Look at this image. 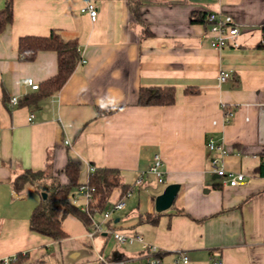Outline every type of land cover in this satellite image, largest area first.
<instances>
[{
    "label": "crops",
    "instance_id": "0c3cea01",
    "mask_svg": "<svg viewBox=\"0 0 264 264\" xmlns=\"http://www.w3.org/2000/svg\"><path fill=\"white\" fill-rule=\"evenodd\" d=\"M87 2L99 8L95 21L82 11ZM13 7L14 21L0 34V264L20 253L21 264H100V255L144 262L139 242L122 245L107 231L91 238L92 224L74 215L82 226L70 219L68 230L67 216L61 240L31 230L42 191L33 185L18 191L15 178L32 169L68 183L70 161L80 170L78 187L105 167L119 171L131 197L139 189L136 206L126 204L112 227L141 234L163 264L180 251L190 264H264V49L258 47L264 0H13ZM208 12L232 17L237 46H211ZM53 29L77 38L86 62L59 91L42 95L28 79L42 85L54 77L58 53L44 50L26 61L19 40ZM222 70L231 76L219 82ZM158 87L174 88L172 104H139L141 88ZM13 96L21 104L12 106ZM100 107L120 109L100 115ZM209 138L225 145L224 168L244 173L238 186L224 184L210 168L217 153L206 147ZM155 154L162 158L161 184L180 186L162 212L155 210L162 191L152 195L147 183ZM122 193L116 188L104 211ZM75 204L84 210L85 199ZM104 211L94 219L101 221Z\"/></svg>",
    "mask_w": 264,
    "mask_h": 264
},
{
    "label": "trees",
    "instance_id": "16d2710c",
    "mask_svg": "<svg viewBox=\"0 0 264 264\" xmlns=\"http://www.w3.org/2000/svg\"><path fill=\"white\" fill-rule=\"evenodd\" d=\"M14 21L13 0H7L6 6L0 9V34ZM262 40L258 44L264 49V24L261 26ZM44 50H53L58 53V73L45 81L37 92L42 95H50L59 91L75 72L82 56L79 50L77 38H65L60 30L53 29L48 36H23L19 40V53L22 59L33 61L38 53ZM175 100V92L172 87L141 88L139 91V104L141 105H170ZM20 101L19 104H21ZM120 107H100V115L114 113ZM68 183H62L54 179L47 184L44 171L28 169L14 180V187L20 191L29 185H33L40 191L46 192L47 197L34 209L30 219L31 230L46 235L54 240L67 237L63 227V220L74 215L80 218L87 226L92 224V218L88 212L82 210L73 201L74 190L78 187L79 167L70 161L65 168ZM89 184L96 188L95 201L91 207V213L104 211L112 192L116 188L123 191L122 197L131 188L121 182L120 173L117 169L98 167L91 172ZM147 220L155 223L156 219L147 216ZM25 261L23 254H18L12 264H21Z\"/></svg>",
    "mask_w": 264,
    "mask_h": 264
},
{
    "label": "built area",
    "instance_id": "2783aa9c",
    "mask_svg": "<svg viewBox=\"0 0 264 264\" xmlns=\"http://www.w3.org/2000/svg\"><path fill=\"white\" fill-rule=\"evenodd\" d=\"M82 11L88 13L93 21L97 20L99 16V8L94 2H87V4L82 8ZM206 20L209 23V32L212 34L213 39L211 41V46L215 48H223L227 45L237 46L236 38L239 34V27L237 23L232 19L231 16L222 15L217 12H208L206 15ZM81 62H86L84 58H81ZM231 76L228 70H222L218 75L219 82L226 81ZM28 84L33 90H38L40 84L35 82L33 78L28 79ZM20 103V98L18 96H13L10 100L12 106L18 105ZM34 114L30 115V120H33ZM206 147L210 151H215L217 154L212 156L209 160L210 168L222 178L224 184L229 186H238L244 179V173H233L226 170L221 163V158L227 154L226 147L223 143H216L212 138L206 142ZM162 158L159 154H155L152 162L150 163L147 172L153 174L158 182H164V171L161 169ZM94 170V168H93ZM142 182V176H139L136 180V184ZM133 189L130 188L126 194L121 197L118 201L113 203L108 209L103 212V219L98 221L94 219L91 213L92 204L95 201L96 188L89 184V181L78 187L77 191L74 193L73 201L76 203L80 197L85 199L84 211L92 218V226L89 231V235L93 238L96 234L107 231L112 234V236L122 245L134 244L139 242L145 251V260L143 263H135L126 260H111L103 255L99 256L100 264H163L161 258L158 256V248L153 244H149L145 241L144 237L139 233L126 234L120 230L112 227L115 217L126 209V199L131 196ZM16 257H7L2 261V264H12ZM172 264H190L188 255L185 252H178L173 260ZM210 264H224L221 261L213 260Z\"/></svg>",
    "mask_w": 264,
    "mask_h": 264
},
{
    "label": "rangeland",
    "instance_id": "374dc122",
    "mask_svg": "<svg viewBox=\"0 0 264 264\" xmlns=\"http://www.w3.org/2000/svg\"><path fill=\"white\" fill-rule=\"evenodd\" d=\"M57 180V179H56ZM45 181H46V183L47 184H49V183H51L52 181H53V179L51 180V179H49L48 178V176L46 175V179H45ZM152 182V183H151ZM147 183H151L152 184V187H151V190H150V193L152 194V195H154V193L156 192V191H162L163 192V190L165 189V187H166V185H163V184H161V183H159L157 180H156V178L153 176V175H148L147 176ZM150 185V184H149ZM138 188H136L135 190H134V195L131 197H128L127 199H126V204H128V207H134V206H136L135 205V203H137L138 202ZM42 194H43V191L41 192ZM149 194V192H147V193H141V207H144V205H146V201H147V199L149 198L147 195ZM156 197V196H155ZM127 206V205H126ZM70 219L71 220H74L77 224H79V226H82V223L80 222V220H78L76 217H72L71 215L68 217V220H66L65 221V227L69 230L70 229V226H69V222H70ZM111 239H113V237H110ZM110 239V240H111ZM111 244L110 245H112V244H115L114 242H116L114 239L113 240H111ZM39 264V263H38Z\"/></svg>",
    "mask_w": 264,
    "mask_h": 264
},
{
    "label": "water",
    "instance_id": "95a60500",
    "mask_svg": "<svg viewBox=\"0 0 264 264\" xmlns=\"http://www.w3.org/2000/svg\"><path fill=\"white\" fill-rule=\"evenodd\" d=\"M179 184L171 183L168 184L163 192L155 198V210L162 212L167 210L174 202V199L179 191ZM43 198L47 197V193L43 192Z\"/></svg>",
    "mask_w": 264,
    "mask_h": 264
}]
</instances>
